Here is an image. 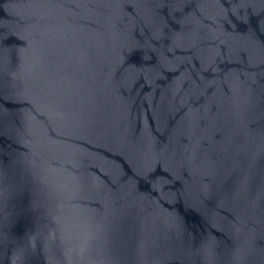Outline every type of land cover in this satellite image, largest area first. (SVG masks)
<instances>
[{"label":"water","instance_id":"95a60500","mask_svg":"<svg viewBox=\"0 0 264 264\" xmlns=\"http://www.w3.org/2000/svg\"><path fill=\"white\" fill-rule=\"evenodd\" d=\"M0 264H264V0H0Z\"/></svg>","mask_w":264,"mask_h":264},{"label":"snow or ice","instance_id":"6c2138e0","mask_svg":"<svg viewBox=\"0 0 264 264\" xmlns=\"http://www.w3.org/2000/svg\"><path fill=\"white\" fill-rule=\"evenodd\" d=\"M2 43H3L2 38H0V45H2ZM3 54H4L3 48H2V46H0V57H2ZM0 98H2V93H0ZM2 243H3V240H2V238H0V244H2Z\"/></svg>","mask_w":264,"mask_h":264}]
</instances>
